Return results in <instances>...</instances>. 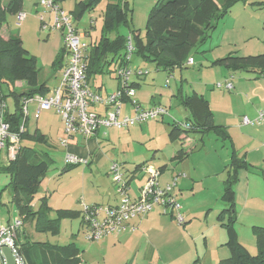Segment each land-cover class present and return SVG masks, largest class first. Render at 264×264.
<instances>
[{"label": "rangeland", "instance_id": "1", "mask_svg": "<svg viewBox=\"0 0 264 264\" xmlns=\"http://www.w3.org/2000/svg\"><path fill=\"white\" fill-rule=\"evenodd\" d=\"M41 1L37 10L32 2L29 3V8L24 11L27 13V19L21 26L17 25L14 15L8 16L6 24L20 35L24 47L36 58L39 68V84L45 83L54 89L60 83L61 71L67 61V58L64 57L61 67L55 68V63L65 49L64 35L60 31L50 28L53 23V14L40 5ZM80 1L83 0H59L58 5L68 15H75L74 26L80 33L89 34L87 41L90 43L91 41L99 42L106 32L112 40L128 39L131 30L140 31L141 36L145 38L149 16L160 0H128L131 7L129 14L131 30L128 25L122 24L118 28L111 27L109 31L105 29V13L109 0H99L92 10L78 19L76 17L77 4ZM41 17L45 20L46 25L43 24ZM263 54L264 0H248L237 3L219 21L217 28L210 32L206 41L194 50L195 64L193 66L175 69L173 73H169L158 70L154 64L143 63L135 53L132 57V67L142 68L149 72L148 75L140 79L133 77L132 80L141 84V89L138 90H141V96L146 103L144 107L150 106L153 97H155V100L160 101L161 105L167 107L172 114L166 116L162 121H149L143 125H136L135 130L132 129L131 132H137V134L132 137L125 138V135L128 134L127 129L118 130L117 135H112V139L107 141L109 143L104 141L101 143L100 153L103 158L97 165H79L78 167H69L64 171L65 148L61 145V139L65 137V123L62 117L54 109L43 111L39 117H36L35 104H30L27 129L31 134L40 129L46 135L48 142L32 145L39 154H48L54 160V164L43 178L34 202L43 201L42 197L47 196L48 205L58 209V207L73 206L81 199L83 201L82 209L84 201L86 203L101 202V196H116L111 167L113 163L129 161V156L132 157L129 163L136 162V159L134 160L136 154L140 156L138 159L143 157L156 167L166 166L169 172L174 171L181 165L178 163L179 161H172L173 155L179 148V143L171 142L170 132L175 119L179 121L184 119L185 109L182 105L180 90L185 96L195 92L205 93L206 97H220L222 93L229 94L227 89L219 88L218 85H224L227 78L234 81V78H231L233 73L226 67L217 66L214 63L230 55L244 57ZM242 75L252 76L250 73ZM167 81H169L168 84ZM95 84L98 87L104 84L102 91L105 93L106 88L111 90L115 87L116 75L113 72L98 75L95 78ZM15 86L19 93H23L27 91L28 85L22 81L17 82ZM7 103L11 111H14V99L8 97ZM149 123L152 125L150 131L149 125L147 126ZM108 135L104 136L101 132L99 138L106 139ZM189 135L193 140L200 138L194 134ZM209 138L215 140L214 135H210ZM72 143L74 142L71 141L70 144ZM197 146L200 147L199 141ZM199 156L201 155L194 152L191 160L197 163ZM129 167L132 168V164ZM125 175L130 180L127 172ZM131 180L130 191L131 187L134 190L138 189L144 182L139 174ZM13 191L10 174L1 170L0 222L6 225H8V219L12 222L18 217L17 209L12 204ZM189 192H191V196H187L186 203L194 213L191 221L182 228L174 220L175 225L181 227L182 231L161 224L158 226V230L152 233L144 232V230L123 231L104 244L106 238L101 241L89 240L86 229L81 225L79 228H73L70 223H67L61 228V233L55 237L51 233L36 234L35 236L32 231V223L27 222L26 226L32 232L35 241H51V243L61 246L75 244L79 249L81 264H221L230 257V250L221 244L223 242L222 236H220L221 232L225 234V227L222 226L220 215L227 207V203L220 200L222 186L209 179L206 182L197 183L195 189ZM180 203L183 214L184 202ZM236 203L235 201V210ZM242 208L241 205L239 209ZM50 217L55 218L56 211H50ZM226 219L228 220V217ZM237 219L236 217V223ZM243 221L242 225L239 224V228L242 230V241L251 254L257 255L258 247L254 227L264 228V196H252ZM118 237H122V239L119 238L118 241Z\"/></svg>", "mask_w": 264, "mask_h": 264}, {"label": "trees", "instance_id": "2", "mask_svg": "<svg viewBox=\"0 0 264 264\" xmlns=\"http://www.w3.org/2000/svg\"><path fill=\"white\" fill-rule=\"evenodd\" d=\"M248 0H160L149 16L146 37L140 31L131 30L129 14L131 7L128 0H109L105 13V29L118 28L122 24L129 26V37L133 43V55L145 64H154L158 70L173 73L175 69L187 67V62L193 58L194 50L203 44L216 29L219 21L225 17L239 2ZM58 4L59 0H55ZM99 0H83L77 4L78 19L92 10ZM24 0H0V100L7 104L4 111V121L11 125L13 132H18L24 123V101L35 96H47L52 89L47 84H39V68L37 60L24 47L20 35L12 32L8 39L2 36V29L9 15L17 16L23 11ZM74 17L75 15L72 14ZM87 38L89 34L86 35ZM87 56L88 82L92 83L98 75L115 73L118 67L132 66L128 60V39L118 38L112 40L106 32L99 42L91 41ZM65 57V49L55 63V68L61 67ZM214 65L226 67L231 72L251 73L255 77H264V54L257 56H234L217 60ZM26 82L27 91L19 93L16 89L17 82ZM135 85L133 84V87ZM181 96V95H180ZM14 99V111H11L7 98ZM182 105L189 112L190 118L184 128L183 123H173L170 138L177 139L182 133H200L206 135L214 133L223 140L229 138L225 130L214 124V118L209 104L199 97L181 96ZM26 130L21 135V142L14 160L6 163L0 162V171H5L11 176L13 185L12 204L16 207L18 218L25 225L27 222L34 224L39 233L60 234L61 224L64 220H71L78 215L73 210H57L56 217H50L51 208L48 199H43L39 209H33L36 195L44 176L54 164L48 154H39L32 144L48 143L45 135L36 130L31 134ZM186 152L181 149L177 158L183 159ZM241 160L234 153L232 169L234 174L227 181L222 200L228 208L221 215L222 226L227 231V243L230 257L221 264H264V228L254 227L258 254L253 255L239 241L235 223V191L234 183L237 181V172L242 167ZM69 167L78 165H65L64 171ZM141 167V166H140ZM138 167V168H140ZM137 168V169H138ZM228 217V220L226 219ZM22 230L16 237V246L19 254L27 264H81L79 251L75 244L66 247H56L48 244L21 242Z\"/></svg>", "mask_w": 264, "mask_h": 264}, {"label": "built area", "instance_id": "3", "mask_svg": "<svg viewBox=\"0 0 264 264\" xmlns=\"http://www.w3.org/2000/svg\"><path fill=\"white\" fill-rule=\"evenodd\" d=\"M40 5L53 14L52 30H58L64 35L65 58L59 85L52 89L47 96H35L24 101V123L18 132H13L11 125L4 121L3 115L7 104L0 100V153L7 154L6 162L14 160L21 142V135L25 132V121L29 116V105L37 104L36 117L42 111L55 110L65 123V137L61 139V145L65 148V165H88L89 160L70 153L68 150L71 141L76 137H83L86 141L97 138L102 132L107 136L111 129L125 130L136 125H143L149 121H158L169 116L167 108L154 106L141 107L135 101L136 90L133 87V77L142 78L149 72L142 68L132 66L118 67L115 69L116 79L119 82L118 89L110 94L102 95L88 82L87 56L90 44L87 36L80 33L74 26L75 17L62 10L55 0H42ZM27 19V14L21 11L17 14V25L21 26ZM43 24L45 20L41 17ZM46 28V26H45ZM128 60H132L133 43L128 38ZM195 61L190 58L188 66H193ZM169 81H167V84ZM222 88L223 85H218ZM228 90L233 84L228 81L224 85ZM129 103L135 113L133 115L123 113V108ZM96 106L105 108L101 114L93 110ZM242 125L263 124L264 110L259 112L255 120L248 117L241 119ZM187 128L186 124L183 126ZM111 175L115 185L116 194L120 197L117 205H82L81 216L86 234L91 241H101L110 236H117L121 232L135 229L130 226L135 219L147 217L156 206L162 207L166 215L172 216L180 225L185 226L186 220L181 212L182 206L174 195L177 179L173 183L162 187L160 184V172L150 174L145 185L140 189L137 198L130 196V182L126 178L124 170L119 163H113ZM24 224L20 218H16L8 225L0 224V264H7L3 250L8 248L14 258L15 264H27L19 254L16 246V237Z\"/></svg>", "mask_w": 264, "mask_h": 264}, {"label": "crops", "instance_id": "4", "mask_svg": "<svg viewBox=\"0 0 264 264\" xmlns=\"http://www.w3.org/2000/svg\"><path fill=\"white\" fill-rule=\"evenodd\" d=\"M8 2L9 0H6V3ZM30 2L34 4L35 10L38 9L40 0H24L23 11L29 8ZM12 32L14 31L10 29L9 25L5 24L2 29V36L4 37V39H8ZM244 73L245 72H234L231 75V78L233 77L234 81L228 80L227 78L226 79L227 82L230 81L233 84V88L231 90L227 89V91H229V94L222 93L220 97H217V96L206 97L205 93H198V92H195L192 95L185 96L182 93V90H180L181 96L199 97V98H203L204 100L208 102L209 107L213 114L214 124L217 127L225 130V132L229 136L228 139L223 140L221 137L216 136L214 133H208L206 135H202L200 133H191L197 136L198 138L200 137L199 140H193L190 138L189 134H185V133H182L175 140H172L170 138L171 142L179 143V148L177 149V152H175V154L173 155L172 161H179L178 163H181V165L178 166L179 169L177 167V169H174V171H170V172L168 171V168L166 166L156 167L152 165L151 163H148V161H146V159H143V157L142 159H138L140 158V156L137 154L134 155V160L136 159V162L133 161L134 163H129L132 158L131 156L128 157L129 161L125 160V161H122V163L119 162L123 170L125 169L124 173L127 172L128 177L130 176V180H129L130 186H132L131 179L136 178L138 174L140 175L141 179L144 180L143 184L138 189L136 188L134 190L131 187L130 196L132 198H137V196L139 195L140 189L145 185V183L150 177V174L155 171L160 172L159 180H160V184L162 187H165L166 185L173 183V181L177 179V185L174 189V195L179 203L181 201L184 202L183 215L185 214L184 217L186 220V223H185V226H186V224L191 221V218L194 215L193 210L186 203L188 201L187 196H191V192L189 191L194 190L195 185L197 183L202 182V181L206 182V180L211 179V181H215L217 182V184L222 186V193H221V198H220V200H222L225 189L227 187V181L230 175L234 174L233 169H232V162H233L234 153L237 154L238 158L242 161L241 162L242 167H240V169L238 170L237 181L234 183L235 201L237 202L236 203L237 204L236 205V217L238 218L237 219L238 222L235 224V229H236L239 241L243 245L244 243L241 237L242 230L239 228V224L242 225L244 222L243 221L244 214L248 210L252 196H264V125L263 124L242 125L241 123V119L245 116L250 118L251 120H255L258 117L259 112L264 110V77L257 78L253 74L252 76L247 77V76L242 75ZM133 84L135 85L134 88L136 90V96L134 99L135 101H137V103L141 107L143 108H151L154 106L165 107L161 105L160 101H156L155 97H153L150 106L144 107L146 103L144 101L143 96H141V93H142L141 90H138V89H141V84L136 80L133 81ZM225 84L226 83H224V85ZM90 85L94 87L97 91H99L102 95L105 96L107 94L115 92L119 87V82L116 79L115 87L111 90H108L106 88L105 93L102 91L104 84L98 87L95 84V79L93 80L92 83H90ZM224 85L222 88H225ZM34 104H35L34 112L36 116L38 107L36 103ZM93 110L101 114L105 113V108H103L102 106H96L93 108ZM42 113L43 111L39 114V116ZM123 113L133 115L135 111L133 110V108L130 106L129 103H126L123 108ZM29 114H30V109H29ZM171 114L172 113L169 111V116ZM183 118H184L183 120L180 119L181 121L175 119L173 123L177 122V123L184 124L188 122L190 118V114L188 111H186V109L183 112ZM150 124L151 123L147 124V126L149 125L148 127L149 131L152 126ZM136 127L137 126H133L127 129L128 134L125 135V138L132 137L133 135L137 134V132H131V130L132 129L135 130ZM37 130H40V129H37ZM117 131H118L117 129L109 130L108 132L109 135H108V138L106 139L99 138L100 134L98 135L97 138L90 139L89 141H86L83 137H76L72 140L74 143L70 144L67 151L79 157L88 159L89 160L88 166L92 164L97 165L98 162H100V160L103 158L102 154L100 153L101 143L103 141L107 142L111 140L112 135H115V134L117 135ZM144 135L147 136V134L145 133ZM210 135H214L215 140H212L211 138H209ZM149 137L151 136L149 135ZM198 141L200 143V147H199L200 149L197 146ZM181 149H183L186 152V157L183 159H178L177 155ZM194 152H197L198 155H201L199 156L198 158L199 162L197 163L191 160ZM124 155L127 156L126 154ZM6 158H7V154L0 153L1 163H6ZM185 163L187 164L184 166ZM131 164H132V168L129 167L131 166ZM63 165L65 167V164ZM176 170H179V171H176ZM229 172H230V175H229ZM161 177H162V181H161ZM101 197H102L101 202L94 201L93 203H86L84 201V204H87L89 206L117 205L119 204V201H120V197L117 194L116 196L114 195L113 197L111 196H101ZM46 198L47 196L42 197V199H46ZM82 202L83 201L79 199L77 201V204H74L73 206L71 205L69 207H58V209H54V207L50 205V208H51V211H57V210L64 209V210H73L79 213L81 211ZM41 203L42 201H38L37 203L34 202L33 209L37 211ZM241 205L243 206V208L239 209ZM227 208H228V205L226 208L223 209V211ZM67 221H70V222H67ZM9 223H10V219H8L7 221V224ZM67 223H70L73 228L74 227L79 228L81 226L84 227L81 215H78L77 217L71 220H64L61 224V228L63 227V225H67ZM0 224L6 225V224H3L2 222H0ZM161 224H166L168 226H171L172 228L178 231H182L181 227L182 228L185 227V226H181L179 228V226H176L174 223V218L172 216L166 215L163 212V208L159 206H156L147 217L142 218V219L133 220L130 226L133 227L135 230H144V232L152 233L158 230V226ZM32 227H33L32 231L33 233H35V236L36 234H39V235L49 234V233L37 232L35 230L33 223H32ZM224 230H225V234L224 232H221V235H220L222 236V242H223L221 244L227 246L226 243H227L228 238H227L226 228ZM112 237L113 236L106 238L104 244L111 241ZM119 238L122 239V237H118L117 239L118 241H119ZM27 240L32 241L34 243L48 244V245H52L56 247H66V246H61L60 244H56V243L53 244L51 243V241H47V242L46 241H35L32 235V232L27 229V226L25 224L20 241L24 242ZM75 248L78 249V247L76 246Z\"/></svg>", "mask_w": 264, "mask_h": 264}, {"label": "water", "instance_id": "5", "mask_svg": "<svg viewBox=\"0 0 264 264\" xmlns=\"http://www.w3.org/2000/svg\"><path fill=\"white\" fill-rule=\"evenodd\" d=\"M4 256L7 260V264H15L14 258L12 256L11 251L8 248H5L3 250Z\"/></svg>", "mask_w": 264, "mask_h": 264}]
</instances>
